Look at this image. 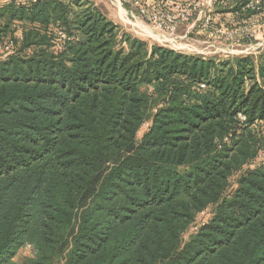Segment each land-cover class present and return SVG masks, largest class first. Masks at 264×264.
<instances>
[{
	"label": "trees",
	"instance_id": "trees-1",
	"mask_svg": "<svg viewBox=\"0 0 264 264\" xmlns=\"http://www.w3.org/2000/svg\"><path fill=\"white\" fill-rule=\"evenodd\" d=\"M0 46V264H264V52L149 46L87 0H0Z\"/></svg>",
	"mask_w": 264,
	"mask_h": 264
},
{
	"label": "rangeland",
	"instance_id": "rangeland-1",
	"mask_svg": "<svg viewBox=\"0 0 264 264\" xmlns=\"http://www.w3.org/2000/svg\"><path fill=\"white\" fill-rule=\"evenodd\" d=\"M87 1L117 27L118 34L127 33L149 46L159 45L183 54L219 60L246 56L257 58L264 52V15L261 10L260 15L244 22L229 13H220L224 5L220 8L214 6L215 0H182L171 3L170 10L167 6H161L163 9L159 10L154 0ZM154 8L157 10H150ZM140 9L154 13L156 23L143 19ZM160 21H166L164 26ZM16 35L20 37L19 33ZM12 48L0 46V59L11 54ZM147 128L148 124L141 128L138 139ZM209 217V211L198 215L195 226ZM28 257L29 251H21L14 262L25 264Z\"/></svg>",
	"mask_w": 264,
	"mask_h": 264
},
{
	"label": "built area",
	"instance_id": "built-area-1",
	"mask_svg": "<svg viewBox=\"0 0 264 264\" xmlns=\"http://www.w3.org/2000/svg\"><path fill=\"white\" fill-rule=\"evenodd\" d=\"M125 0H123L124 2ZM246 8L249 10H253V11H260L263 13L264 15V0H249V2L246 5ZM139 13L141 15V17L149 22H154V24L156 23V15L146 9H140ZM166 21H160V24L162 26H164V23ZM241 119V121H244V117L240 116L239 117ZM30 248L27 247L26 250H29Z\"/></svg>",
	"mask_w": 264,
	"mask_h": 264
}]
</instances>
